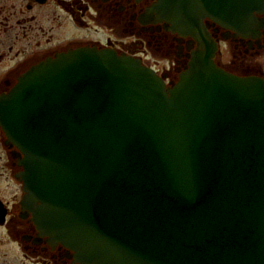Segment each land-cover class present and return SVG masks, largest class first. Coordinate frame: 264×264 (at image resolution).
Returning a JSON list of instances; mask_svg holds the SVG:
<instances>
[{
	"label": "water",
	"instance_id": "water-1",
	"mask_svg": "<svg viewBox=\"0 0 264 264\" xmlns=\"http://www.w3.org/2000/svg\"><path fill=\"white\" fill-rule=\"evenodd\" d=\"M191 37L174 83L71 49L0 101L39 226L91 264H264V81L218 67L203 20L247 32L264 0H157Z\"/></svg>",
	"mask_w": 264,
	"mask_h": 264
},
{
	"label": "flooded vegetation",
	"instance_id": "flooded-vegetation-1",
	"mask_svg": "<svg viewBox=\"0 0 264 264\" xmlns=\"http://www.w3.org/2000/svg\"><path fill=\"white\" fill-rule=\"evenodd\" d=\"M156 2L0 0V98L32 68L79 47L140 57L148 66V55L158 54L167 62L158 71L176 81L190 60L192 39L179 37L170 24L157 20ZM253 16L255 22L243 33L209 18L204 25L216 43L218 66L237 76L264 80V2ZM23 157L0 128V264H91L39 226L26 200Z\"/></svg>",
	"mask_w": 264,
	"mask_h": 264
},
{
	"label": "rangeland",
	"instance_id": "rangeland-1",
	"mask_svg": "<svg viewBox=\"0 0 264 264\" xmlns=\"http://www.w3.org/2000/svg\"><path fill=\"white\" fill-rule=\"evenodd\" d=\"M124 39H126V41L132 40V38L130 36L129 37L125 36ZM147 60L150 62L151 66H153V67H154V62L155 61L159 62L158 66L154 67L155 70H157V71H158L157 67H160L161 65H166L167 64L166 59L161 58L158 54L156 56H154V57H151V56L148 55Z\"/></svg>",
	"mask_w": 264,
	"mask_h": 264
}]
</instances>
